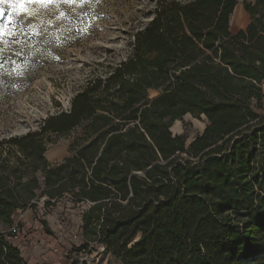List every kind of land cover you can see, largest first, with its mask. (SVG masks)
<instances>
[{"label": "trees", "instance_id": "1", "mask_svg": "<svg viewBox=\"0 0 264 264\" xmlns=\"http://www.w3.org/2000/svg\"><path fill=\"white\" fill-rule=\"evenodd\" d=\"M236 4L156 0L126 56L90 73L68 110L0 140V264H26L17 211L66 193L89 203L75 251L151 209L153 264H264V0L242 1L249 22L233 33ZM186 114L207 121L189 143L171 131ZM73 131L48 161L51 136Z\"/></svg>", "mask_w": 264, "mask_h": 264}, {"label": "rangeland", "instance_id": "2", "mask_svg": "<svg viewBox=\"0 0 264 264\" xmlns=\"http://www.w3.org/2000/svg\"><path fill=\"white\" fill-rule=\"evenodd\" d=\"M155 1L0 0V140L37 129L48 115L68 110L90 73L126 56L132 33L148 20ZM242 1L236 8L245 14V26L249 15ZM156 94L149 91L150 97ZM206 123L204 116L186 114L171 131L185 134L189 143ZM75 136V131L51 136L56 142L45 155L60 161ZM70 198L64 194L48 211L42 204L27 209V215L17 211L14 219L21 227L12 240L26 264H153L151 209L137 226L121 227L101 244L75 251L88 204L74 206Z\"/></svg>", "mask_w": 264, "mask_h": 264}, {"label": "crops", "instance_id": "3", "mask_svg": "<svg viewBox=\"0 0 264 264\" xmlns=\"http://www.w3.org/2000/svg\"><path fill=\"white\" fill-rule=\"evenodd\" d=\"M235 8H236V5H235V7H234V10H235ZM234 10H233V13H234ZM233 13H232V15H233ZM232 15H231V17H230V31L231 32H233V33H235V32H237L239 29H244L246 26H247V24L245 25V26H242V24H239V23H236L235 21H233L232 22ZM243 24H244V22H243ZM46 153V152H45ZM45 157H46V159L48 160V161H50V162H52V161H55V159L53 160H51L49 157H47L46 155H45ZM27 212H28V210H25V211H23V213H24V215H27Z\"/></svg>", "mask_w": 264, "mask_h": 264}, {"label": "bare ground", "instance_id": "4", "mask_svg": "<svg viewBox=\"0 0 264 264\" xmlns=\"http://www.w3.org/2000/svg\"><path fill=\"white\" fill-rule=\"evenodd\" d=\"M233 18H235L236 23H243L246 20L245 14L239 10V8H235Z\"/></svg>", "mask_w": 264, "mask_h": 264}, {"label": "built area", "instance_id": "5", "mask_svg": "<svg viewBox=\"0 0 264 264\" xmlns=\"http://www.w3.org/2000/svg\"><path fill=\"white\" fill-rule=\"evenodd\" d=\"M36 204H37V205H38V204H39V205L42 204V206H43V198L39 199V201H37ZM87 204H89V203H87Z\"/></svg>", "mask_w": 264, "mask_h": 264}]
</instances>
